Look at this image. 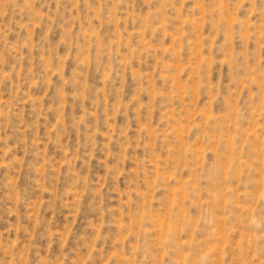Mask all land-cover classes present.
I'll list each match as a JSON object with an SVG mask.
<instances>
[{
    "label": "rangeland",
    "instance_id": "obj_1",
    "mask_svg": "<svg viewBox=\"0 0 264 264\" xmlns=\"http://www.w3.org/2000/svg\"><path fill=\"white\" fill-rule=\"evenodd\" d=\"M0 264H264V0H0Z\"/></svg>",
    "mask_w": 264,
    "mask_h": 264
}]
</instances>
